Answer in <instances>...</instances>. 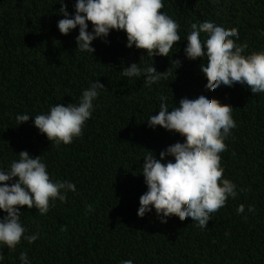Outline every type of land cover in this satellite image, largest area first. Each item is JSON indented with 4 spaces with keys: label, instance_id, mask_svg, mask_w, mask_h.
I'll return each instance as SVG.
<instances>
[{
    "label": "trees",
    "instance_id": "16d2710c",
    "mask_svg": "<svg viewBox=\"0 0 264 264\" xmlns=\"http://www.w3.org/2000/svg\"><path fill=\"white\" fill-rule=\"evenodd\" d=\"M162 2L161 11L180 26L181 40L168 57L151 58L135 45L128 48L126 33L117 30L95 39L94 53L80 51L79 28L68 35L58 29L64 18L58 0H0V170H9L27 151L40 156L53 182L76 187L75 192L61 190L66 201H50L45 214L19 209L24 237L37 239L28 243L22 237L15 250L0 244V264H22L21 252L29 264H121L128 259L133 264H264V93L252 94L242 84L207 90L200 68L207 58L189 60L184 51L191 25L205 21L237 28L233 39L247 44L244 55L264 51V0ZM65 3L74 16L76 0ZM173 60L181 65L175 68ZM132 63L168 70L167 78L149 86L143 75L124 76L123 68ZM97 80L105 88L98 90L82 135L70 144L50 142L34 126L36 115L48 114L57 104L78 105ZM200 95L233 108L236 127L220 156L236 197L229 196L211 213L204 228L191 218L158 216L154 208L138 217L139 198L147 191L142 167L148 150L159 159L168 146L185 141L178 133L150 127L149 117L158 114L162 102L171 111L182 98ZM21 114L30 119L18 125ZM168 161L174 157L162 160ZM240 205L243 213L237 212ZM6 215L0 210V219Z\"/></svg>",
    "mask_w": 264,
    "mask_h": 264
},
{
    "label": "clouds",
    "instance_id": "9594fccd",
    "mask_svg": "<svg viewBox=\"0 0 264 264\" xmlns=\"http://www.w3.org/2000/svg\"><path fill=\"white\" fill-rule=\"evenodd\" d=\"M60 13L64 16L58 21L61 34L68 35L79 28L76 37L77 49L94 53L92 42L97 38H106L111 30L124 31L127 47L133 45L143 50L147 56H169L170 50L181 37L179 24L164 14L162 0H76L75 14L70 17L65 0ZM89 23L92 32L88 31ZM187 36L184 49L189 60L207 58L200 65L206 77V89L215 92L221 86L232 87L235 84L247 85L252 94L264 93V51L244 55L247 44L238 45V29H226L213 22L193 23ZM201 33L206 39H201ZM142 58V57H141ZM176 67L180 60L171 62ZM126 77H145V83L152 85L162 78L166 79L168 70L161 73L151 64L141 68L132 63L123 68ZM105 86L97 80L84 90L79 104L67 106L57 104L48 114L36 115L34 126L47 139L70 144L74 137L82 135L85 122L91 117L93 101L98 90ZM165 101L166 97L160 98ZM232 106L222 104L218 99H209L205 95L198 98H182L179 106L169 111L162 102L158 114L151 115L147 121L150 127L160 126L185 138L161 151L157 159L151 150L144 158L142 174L147 191L139 198L138 217L155 209L158 216H176L181 221L191 218L201 228L207 227L210 214L225 206L229 196L236 197V185L223 176L220 153L227 150L225 138L236 127L232 118ZM27 114L17 115L18 125L28 122ZM19 159L13 161L10 169L0 170V210L7 213L0 219V244L9 250H15L22 237L32 243L37 235L24 237L25 228L21 224L20 208H36L40 214L49 210L50 201L59 199L65 202L66 195L61 190L76 191L73 183L68 181L53 182L45 163L40 156L32 157L27 151H21ZM165 156L174 157V162L163 163ZM15 182L9 184V181ZM91 210V206H88ZM254 209L250 206L249 211ZM244 212V205L237 209ZM166 223V220H162ZM4 253L0 249V261ZM22 264H29L27 253L21 252ZM121 264H133L131 259Z\"/></svg>",
    "mask_w": 264,
    "mask_h": 264
}]
</instances>
